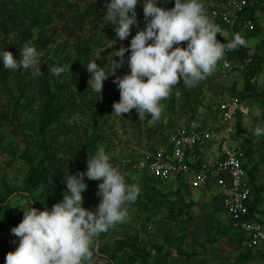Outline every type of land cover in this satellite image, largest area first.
Returning <instances> with one entry per match:
<instances>
[{"label":"trees","instance_id":"obj_1","mask_svg":"<svg viewBox=\"0 0 264 264\" xmlns=\"http://www.w3.org/2000/svg\"><path fill=\"white\" fill-rule=\"evenodd\" d=\"M104 0H0V51H11L14 57L19 60L20 48L25 43L34 46L40 53L41 74L33 77L30 71H10L3 68L0 60V130L6 129L12 136L19 138L22 148L15 154L11 149V140L8 139L2 145L4 134L0 131V153L9 154L10 159L5 163L8 166L12 159H19L24 167L20 186L11 185L0 177V264H5V257L8 252H14L11 229L16 227L23 219V211L18 216H9V221L4 219L9 215L8 203L5 202L7 196L16 193L26 199L25 209L35 207L41 211L51 210L55 203L62 201L66 191L64 177L75 175L77 172H86V168L80 165L79 157L86 152L88 157L95 156L97 142L101 138L98 129L100 119L109 109L111 98H117L119 89L115 85V91L111 84L112 77L104 82L103 92H94L88 81L91 74L87 72L86 66L89 62L95 61L91 57V52L98 47L99 42L104 38L107 30L101 26V17L98 9L99 3ZM222 2V0H216ZM258 0H251L240 13L236 23L232 26L230 40L234 34H240L245 40L248 36H254L258 31L254 23V10ZM110 3L107 0L106 4ZM144 0H140L135 11L137 19H144ZM219 3V4H220ZM175 5V0H158V6L171 9ZM209 7V14L211 9ZM207 9V10H208ZM131 15V13H129ZM210 16V15H209ZM214 23L219 19L212 18ZM250 20L253 28L248 31V35L242 34L241 22ZM109 29L113 36L115 25ZM70 41L73 56L64 51V46L57 49L55 45L58 34ZM181 46L186 47V43ZM248 46H241L238 49L228 51L225 57L234 67L241 69L242 92L259 102L264 107V87L259 88L256 78L261 72L263 59L257 54V49L248 53ZM96 63L104 67V62ZM221 61L216 68V75L220 77L222 69ZM69 66V70L56 76L50 73L51 67ZM71 66V68H70ZM121 76L128 74L130 69L128 63L117 69ZM212 75L200 82L197 86L187 88L183 82L178 84L172 95L163 101L167 119L177 118L189 123L197 114L198 107H201L202 90L211 87ZM32 91L29 92V90ZM234 93L230 87L228 93ZM177 93L179 95H177ZM226 93V95L228 94ZM83 117L85 123L74 122V115ZM186 115L185 118L178 115ZM29 116V117H27ZM236 123V121H235ZM78 126L89 133L88 141L84 144H72L71 136L76 132ZM162 130L161 140H156V144L164 142L167 127L158 126ZM10 128V129H8ZM238 127L235 124L234 129ZM217 130V127L214 128ZM156 128L146 129V139H150V133H154ZM235 131V130H234ZM160 134V133H158ZM234 134V133H233ZM232 134V137H233ZM237 136V135H236ZM67 140V141H66ZM235 141V139H233ZM160 141V142H159ZM252 137L242 136L239 148L242 159L249 158L252 149ZM236 143V141H235ZM236 143V145H238ZM149 147L148 150H150ZM143 155L140 156V158ZM139 158L135 160L137 162ZM134 163V165H135ZM242 166L246 173L248 183L252 188V198L247 203L248 211L245 219H254L262 223L260 217L255 216L257 204L261 200L262 187L252 184V171L250 168ZM53 184L49 186L48 177L51 176ZM150 184L146 188L150 194L144 193L141 199L136 201V209L139 213H145L146 218L153 217L158 208L166 210L164 218L167 220H178L180 226L175 230L167 229L156 233L160 236L161 243H154L146 247V243L138 239L136 233L128 234L126 230L118 231L117 224L108 232H114L117 238L112 244H108V232L102 233L95 245L94 256L102 258L106 264H178L168 259L170 249L176 255L182 256L188 261L192 252L185 251L181 245L186 235L187 224L194 218L191 210L192 202L184 201L180 184L181 178H177L178 185L165 195H160L156 191V184L161 181L152 177H147ZM84 182L88 185L85 192L83 206L87 205L89 196L96 181L85 177ZM180 216H184L183 219ZM206 227L208 228L207 241L213 242L218 236L223 237L225 242L232 244L237 250L235 262H245L252 258L251 249L242 245L246 234L239 226L232 224V219L226 216V222L218 227L210 226L213 214H207ZM262 220V221H261ZM264 225V224H263ZM145 232V231H144ZM165 246V247H164ZM163 247L165 248L163 250ZM183 264H187L183 263Z\"/></svg>","mask_w":264,"mask_h":264},{"label":"clouds","instance_id":"obj_2","mask_svg":"<svg viewBox=\"0 0 264 264\" xmlns=\"http://www.w3.org/2000/svg\"><path fill=\"white\" fill-rule=\"evenodd\" d=\"M139 2L110 0L106 4L103 19L106 24L115 25L120 41L131 35L133 25H137V32L129 48L121 46L115 50L106 66L101 67L96 61L87 64V72L91 74L88 84L101 95L104 82L109 76H115L112 82L119 89L120 99L113 103L112 113L130 115L135 109L139 119L149 115L156 121L163 114L162 102L172 95L178 84L183 82L187 88L197 86L215 72L226 52L246 46L247 42L240 34H234L227 43L218 40L221 29L210 20L201 0H175L171 9L159 7L158 0H144L146 23L140 29L135 11ZM185 43L186 47H182ZM129 51L130 72L117 76L116 70L124 66L125 53ZM20 56L17 60L11 51H0L3 68L30 71L33 77H38L42 71L37 49L25 43L20 48ZM68 70L69 66L49 69L56 76ZM253 134L264 135V128L257 125ZM51 177H48L49 186L53 184ZM85 177L102 180L96 193L101 201L95 210L82 207V193L88 188ZM64 182L63 199L51 210L21 208L23 219L11 229L19 238V244L14 252L7 253L5 264H94L97 238L126 222L127 205L135 203L140 194L138 185L127 182L125 174L110 163L103 148L88 158L86 172L66 175Z\"/></svg>","mask_w":264,"mask_h":264},{"label":"rangeland","instance_id":"obj_3","mask_svg":"<svg viewBox=\"0 0 264 264\" xmlns=\"http://www.w3.org/2000/svg\"><path fill=\"white\" fill-rule=\"evenodd\" d=\"M106 2L107 0H104L102 3H99L101 7L98 9V12L101 17L100 25L103 26L107 30V32H105L104 38L99 42L98 47H95L91 52V57L95 61L99 63L104 62L105 64H107L108 62L110 63L113 52L119 47L123 46L125 48H129L130 41L137 32V25H133L131 27V35L124 41H120L116 36H113L112 32L109 30L112 28L111 23L106 24V21H104L103 19L104 15L106 14ZM201 3L204 4L206 13L210 20L214 21L209 16L210 9L208 8L219 6L221 3L216 0H201ZM260 14L264 16V10H262ZM137 22L140 29H143L145 27V20L137 19ZM219 28L221 29V32L217 36L224 37L227 32L222 27ZM252 28L253 26L251 27V29ZM251 29L244 31L248 32ZM241 32L242 34L247 33L243 32V30ZM69 43L70 41L68 39H65L60 33L58 34L55 41L57 49L64 46V51L69 55V57H72L73 52ZM247 45L250 48L253 47L257 49V53L258 50L262 52V49L264 48V39L256 37L251 38L250 36V40L247 41ZM129 57L130 51L125 53L124 64L127 63ZM113 58L119 60V57ZM234 66L235 65L232 64V68L228 70L229 72L225 73V76L223 78L217 76L215 70L211 78V87H209V89L203 88L202 90V101L200 103L201 107H198V110L203 107H206V109L214 111L215 115H217L219 112V106L222 104L224 98L227 96L226 93L230 91V87H236L235 83L237 84V80V90L241 92V69L237 66ZM116 75L121 76L118 70H116ZM110 77H112L113 80L115 79V76ZM256 83L258 86L264 87V69L256 78ZM111 85L113 89L117 91L115 88V84ZM30 91H32V89H30L29 92ZM118 96L119 97L117 98H111L109 109L100 119V122L98 124V129L101 134V138L99 139V142H97L95 155L100 148H103L106 154L110 157V163L119 171H121V173L125 174L127 182L129 184L135 183L138 185L140 189V194L137 199L140 200L141 196L144 193H147V195L150 194V190L146 188V185L148 186L150 184V181L147 178L149 176H147L143 172L136 171V169L134 168L135 160L137 158H140L141 155H144V153L149 149V147L154 146L157 142L156 140H159L161 138V136L159 135L162 134V130L158 127L159 125L162 127L163 125H166V127H168L171 123H175L182 120L179 119L181 117L177 118L176 116L173 117L174 119H167V113L165 112V110H163L161 118L156 121H153L149 115H146L145 118L142 120L139 119V115L135 109L131 111L130 115L124 114V116H116L112 113V105L114 102L119 101L120 93H118ZM241 99H243V97ZM251 106L252 113L256 114L255 117H257V115L261 112L259 106L253 103ZM260 106L262 109L263 106L261 104ZM74 116V122L76 124L80 122L85 123L83 117H80L78 114H75ZM178 116H182L183 118L186 117V115ZM247 117V120L249 119V122H247L246 127L249 128H247L246 130L247 132H249L248 135H250L252 134V131L250 130L251 126H249V124H251V116L248 115ZM148 127L156 128V131L154 133H150V139H146V129H148ZM0 131L2 132V135L4 134V138L1 144L4 145L5 141L10 139L12 144L11 149H13V152L15 154L19 153V151L23 147L22 144L19 142V138L16 136H12V133L10 135V133H8L7 128L1 129ZM88 137L89 133L83 131L82 126H78L76 132L71 136L70 140L72 144L86 145ZM241 137L242 135H240L238 132H236V134H233V139H235L237 144L240 143ZM256 137L257 136H255V139ZM262 144H264L263 141H261V144L259 143L258 146L260 149L259 156L264 155V151L262 148L264 147V145ZM239 146L240 145L238 144L237 147L239 148ZM88 158L89 157L87 156L86 152L80 155L78 162H80V165L83 168H86ZM9 159V154L0 153V177H3L6 182L11 185L20 186V180L22 178V173L24 172V167L19 161V159L15 158H13L11 163L6 166L5 163L9 161ZM242 161L243 163L245 162V167H251V155L249 158L243 157ZM99 183H102V180L96 181L94 187H92V192L89 196L88 203L87 205L83 206L85 209L95 210L97 205L100 203L101 197L96 195ZM178 184L179 183L176 179H167L161 181L160 184H156V191H158L157 193H159L160 195H165L170 190L176 188ZM180 188L181 190L183 189V192H185L182 195L188 200H191V210L194 215V218L187 224L185 232L186 235L183 239L181 247L188 253L192 252L193 254L189 257V260L186 261L182 256L176 255L173 249H170V256L168 257V259L171 261L179 262L180 264L186 262L187 264H212L210 261L213 258L216 260L217 264H244L245 262H235V260H237L235 257L236 254H234L235 252L233 248L231 250L230 244L225 242L223 237L218 236L213 242L206 240L208 237V228L206 227V222L208 220L206 219L207 214H213V220H210V226L212 225L213 227H218L219 225L223 224L222 222H226L227 216V214L222 212L221 208L218 206V200L214 194V191L209 189H192L188 186V184H180ZM5 202L8 203L9 207V215L4 219L5 223L9 221L8 219L10 215L18 216L26 207V199L17 195L16 193H13L8 198H6ZM127 209L129 213L128 219L126 220V222L119 224L118 231L126 230L128 234L136 233L138 239L146 243V247H149L154 243H161L160 236L156 234L158 230L162 232L167 230L168 228L175 230L177 226L181 225L180 221L178 220H167V218H164L166 210L163 207L158 208V210H156L155 212V215L150 218H146L145 213H139L137 211L136 202L127 205ZM258 214L259 212L257 213V215ZM260 217H262V220L264 219L263 215H261ZM180 218L183 219L184 216H180ZM262 224H264V222H262ZM108 234L109 235L107 236V242L110 245L117 238V235L114 232H108ZM18 244L19 238L12 234L11 245L13 246V249L15 247L17 248ZM259 246H261L262 248L264 247V245ZM164 247L163 250L165 249ZM95 248L96 247L94 246V250ZM260 254L262 255V257L258 259L254 264H264V254ZM93 260L94 264H106L105 261L98 256H94ZM148 262L149 264H152L150 260Z\"/></svg>","mask_w":264,"mask_h":264},{"label":"built area","instance_id":"obj_4","mask_svg":"<svg viewBox=\"0 0 264 264\" xmlns=\"http://www.w3.org/2000/svg\"><path fill=\"white\" fill-rule=\"evenodd\" d=\"M249 4L251 0H222L219 6L211 9L210 17L219 19L215 24L227 32L224 37L217 36L218 40L230 41L233 24ZM251 27L250 20L241 22V30ZM220 67L223 71L220 78H223L231 63L225 57ZM240 106L241 100L232 92L228 93L216 115L217 131L196 129L192 122L171 123L164 142L147 150L134 168L159 181L181 178L182 184L192 189L213 190L222 212L246 234L242 245L254 248L264 245V225L244 218L252 188L242 166L241 151L232 137L237 116L242 113ZM213 141L216 142L214 155L208 157L209 143ZM184 201L188 199L184 197Z\"/></svg>","mask_w":264,"mask_h":264},{"label":"crops","instance_id":"obj_5","mask_svg":"<svg viewBox=\"0 0 264 264\" xmlns=\"http://www.w3.org/2000/svg\"><path fill=\"white\" fill-rule=\"evenodd\" d=\"M262 10H264V0H258L257 2V7L256 9L254 10V23L255 25L257 26L258 28V31L256 32V34L254 36H251L252 37H256V38H263L264 39V16H262L260 14V12H262ZM246 29H243V32H247V31H244ZM249 32L247 33H244V35H248ZM250 40V37L248 38ZM248 39H246V42L249 41ZM260 40V39H259ZM247 45V43H246ZM248 46V45H247ZM249 50H248V53H251L254 48H250L248 46ZM263 53L260 52L258 50V55L263 59V64H262V68H261V71L264 69V48L262 49ZM241 81V92L239 90H237V87H238V80L236 81L237 84L235 82V85L236 87L233 88V86L231 87L233 89V94L234 96L238 97L240 100H241V110H242V113H240L238 116H237V119H236V126L238 127L237 129L235 128L234 130V134H236V132H238L240 135L242 136H246L248 135L249 132H247V128L249 127H246V124L247 122H249L247 120V116L250 115V120H251V124H249V126H251L250 130L252 131V134L248 135L250 137H252V146L251 148L253 149H256L254 150L252 153H251V164L253 166H255L254 170L252 171V177H253V181H252V184H254L255 186H260L262 187V190L260 192L261 194V200L258 202L257 204V212H255V216L257 217L258 215H263L264 216V155H261L259 156L260 154V149H259V143L261 144V141L264 142V135L260 136V137H256L255 139V135L253 134L254 132V129L257 127V125H259L260 127L264 128V107L261 109V106H260V103L255 101L253 98H251L250 96L248 95H245L244 92H242V80ZM258 86V85H257ZM259 88H263V87H260L258 86ZM243 97V99H241ZM252 103L255 104V105H258L261 112L256 116V114L252 113ZM205 110V111H203ZM254 110H255V106H254ZM215 118L217 119L214 111L212 110H209V109H206V107H203L201 108L200 110L197 111V114L195 115V117L193 118V120L191 121L192 122V125L196 128V129H200V130H210V131H217V130H214V128H216V120ZM249 131V130H248ZM242 139V137H241ZM264 145V144H262ZM216 146V142L213 141L211 143H209V151L207 152V156L208 157H213L214 155V148ZM263 148V151H264V147ZM255 156V157H254ZM182 194L185 193L183 192V189L181 190ZM210 212V211H209ZM259 212V214L257 215V213ZM258 216V217H260ZM262 218V217H260ZM264 220V219H263ZM230 244V243H229ZM230 248L232 250V244H230ZM234 250V249H233ZM234 254H237V250H234ZM251 252H252V258L250 260H247L245 261L244 264H254L258 259H260L262 257V255L260 253H263L264 254V249L261 247V246H257V247H254L251 249ZM233 254V255H234ZM212 264H217L216 263V260L213 258L211 259L210 261ZM179 263V262H177ZM180 264V263H179Z\"/></svg>","mask_w":264,"mask_h":264},{"label":"water","instance_id":"obj_6","mask_svg":"<svg viewBox=\"0 0 264 264\" xmlns=\"http://www.w3.org/2000/svg\"><path fill=\"white\" fill-rule=\"evenodd\" d=\"M9 196H10V195H9ZM9 196H8V197H9ZM8 197H7V198H8Z\"/></svg>","mask_w":264,"mask_h":264}]
</instances>
